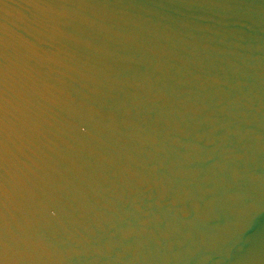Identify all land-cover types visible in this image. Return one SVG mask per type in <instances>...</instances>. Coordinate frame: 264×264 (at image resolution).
<instances>
[{"label":"water","instance_id":"1","mask_svg":"<svg viewBox=\"0 0 264 264\" xmlns=\"http://www.w3.org/2000/svg\"><path fill=\"white\" fill-rule=\"evenodd\" d=\"M0 264H264V0H0Z\"/></svg>","mask_w":264,"mask_h":264}]
</instances>
